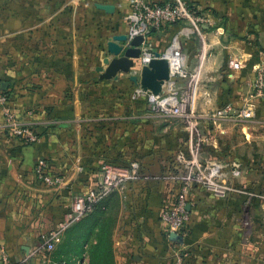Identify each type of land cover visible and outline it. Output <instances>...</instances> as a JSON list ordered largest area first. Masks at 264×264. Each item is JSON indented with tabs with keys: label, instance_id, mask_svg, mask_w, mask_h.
<instances>
[{
	"label": "crops",
	"instance_id": "1",
	"mask_svg": "<svg viewBox=\"0 0 264 264\" xmlns=\"http://www.w3.org/2000/svg\"><path fill=\"white\" fill-rule=\"evenodd\" d=\"M188 1L212 15L204 34L183 29L181 22L166 23L140 50L163 53L172 33L184 35L182 68L197 74L192 102L205 120L216 105L231 102L224 89L238 81L249 91L254 69H264V0ZM129 12V0H0V81L6 83L0 92L17 119L40 135L31 144L14 137L0 106V259L6 254L11 264H40L39 255L29 254L58 226L72 195L87 190L91 171L115 157L140 159L146 173L122 192L130 206L126 228L135 231L128 248L134 251L132 264H264V231L240 214L242 200L252 203L263 193V163H252L250 151L230 152L242 169L237 181L251 185L248 193L217 198L191 190L185 243L165 237L159 215L171 191L161 178L165 156L154 144L165 119L149 102L150 89L140 91L138 58L128 72L106 76L111 61L129 47ZM114 45L120 54L110 51ZM232 55L244 57L239 79L237 70L225 68ZM257 99L252 94L243 102ZM40 159L62 177L60 187L37 180ZM236 253L240 261L232 260Z\"/></svg>",
	"mask_w": 264,
	"mask_h": 264
},
{
	"label": "built area",
	"instance_id": "2",
	"mask_svg": "<svg viewBox=\"0 0 264 264\" xmlns=\"http://www.w3.org/2000/svg\"><path fill=\"white\" fill-rule=\"evenodd\" d=\"M129 5L127 38L129 41L134 36H143L142 47L146 45L145 43L150 37L151 31L161 28L166 23L181 22L184 25L183 29H188L201 37L204 34V27L208 25L212 16L197 5L194 7L195 5H192L187 0H166L163 3L129 0ZM177 36L178 34L173 38L172 49L168 50V52L166 51L164 56L172 52L175 59V66L171 71L172 75H178L191 83L197 74L195 72L188 73L182 68L184 55ZM176 43L177 46L175 45ZM175 47L176 50H174ZM141 53L142 63L147 65L149 60L152 59V54L146 47ZM225 68L229 71L239 70L241 68L240 60L236 56H228L225 60ZM252 92L255 96L264 95L263 68H258L255 72ZM147 97L155 111L162 117H181L186 120L196 118L192 113L186 111V98H178L173 95L160 98L153 92L148 93ZM245 104L237 108L230 102L225 103L215 109L209 117L214 121L234 118L249 119L253 117L254 111L249 107L250 105L247 106ZM0 106L3 110L5 127L14 137L20 139L24 144L34 143L39 139V132L32 124L24 123L17 119L15 113L7 104V96L3 92H0ZM228 164L230 175L226 176L221 163L206 162L203 166H200L194 153H192L190 158H187L183 151H177L171 162L169 160L166 161L161 178L166 181L171 193L167 197L168 206L160 212L159 220L162 223L163 232L167 239L172 231L181 234L183 237L188 235L189 213L187 210V197L191 190L201 188V191L204 190L205 193L217 198H226L232 194L248 193L247 190L244 191L236 183L242 174L240 163L230 161ZM34 171L37 180L45 186L60 187L63 183L62 177L53 172L52 165L45 159H40L36 163ZM83 171L84 168L80 167V172ZM145 176V169L138 158L126 163L119 161L101 162L97 169L91 171V182L87 190L72 195L69 203L65 206V210L62 212L58 226L47 232L44 236V241L37 245L28 257L39 255L41 258L40 264H51V252L55 247V241L65 228L86 217L96 205L109 198L112 194L124 192L131 181ZM0 264H11L8 255L3 254L1 256ZM76 264L81 263L77 260Z\"/></svg>",
	"mask_w": 264,
	"mask_h": 264
},
{
	"label": "rangeland",
	"instance_id": "3",
	"mask_svg": "<svg viewBox=\"0 0 264 264\" xmlns=\"http://www.w3.org/2000/svg\"><path fill=\"white\" fill-rule=\"evenodd\" d=\"M176 34H178V42L182 47L184 35L174 32L172 33L170 46L166 50L167 52L172 49V41ZM149 51L152 54V58L165 59L164 54L166 51L163 53L154 49ZM137 58V63H140L138 64L139 70L141 71V67L146 65L142 63V53ZM240 64L241 68L236 71L238 78L235 79H239L242 76L240 70L245 67L244 57H242ZM257 69L255 68L254 71L256 72ZM195 80L196 78L189 83V80L178 75L173 76L171 72L169 73V78L157 88L156 93H153L160 98L172 95L178 98H186V111L196 117L189 120L181 117H164L166 125L157 129V136L154 138L155 147H158V149L161 147L160 154L165 156L163 160L171 162L177 151H183L187 158H190L192 153H194L200 166H203L206 162H219L223 165L225 175L229 176L228 161H231L232 157H234L230 152L236 150V154L240 153L242 155V150H244L245 153L251 152L252 163L260 164L262 161V169H264V95L257 100H248L250 102L245 104L243 99L253 94L252 89L250 87L248 91L246 90L245 82L240 84L236 81L234 88H230L228 91L224 89L231 97L230 103L237 108L244 104L250 105L249 107L254 111L253 117L219 121H214L211 118L203 120L198 118L199 109L192 102ZM140 90L142 92V85ZM253 96L255 95L253 94ZM224 104H218L216 107ZM248 162L250 163L251 160L249 159ZM236 183L244 191L251 186L243 182L241 184L236 181ZM262 188V197L259 199L256 198L257 200L252 203L251 200L248 202L246 198L242 200L240 214H242L243 222L250 223L255 221V225L258 224V227L264 231V185H262ZM199 189L197 191H200ZM245 209H247L246 212L244 211ZM129 211L130 206L124 194L122 192L112 194L109 197L106 209L87 215L85 220L81 219L73 223L60 233L55 241L51 256L65 259L69 264L77 260L81 264H132L131 258L134 257V251L128 248L131 236L135 231L131 232V230L126 228L128 222H130L128 220L130 218ZM136 227L135 225L134 228ZM251 249L252 258H257L260 255L259 249L256 246L251 247ZM263 251L264 249L260 252ZM239 257L236 253L232 260L240 261ZM232 264L238 263L232 262Z\"/></svg>",
	"mask_w": 264,
	"mask_h": 264
},
{
	"label": "water",
	"instance_id": "4",
	"mask_svg": "<svg viewBox=\"0 0 264 264\" xmlns=\"http://www.w3.org/2000/svg\"><path fill=\"white\" fill-rule=\"evenodd\" d=\"M144 38L141 35L134 36L128 41L129 47H127L121 57L113 59L110 63L106 76H115L119 71L128 72L130 67L133 66L134 58L140 55V46ZM110 51L114 54H120L122 48L120 46H111ZM108 62V59H105ZM141 85L142 88H149L151 92L156 93L157 88L169 78L168 64L163 58H152L147 65L141 68ZM6 89V83L0 81V90ZM245 212L247 209L244 210ZM245 217V214H244ZM169 240L178 244L185 243L186 239L181 234L176 232L169 233Z\"/></svg>",
	"mask_w": 264,
	"mask_h": 264
},
{
	"label": "trees",
	"instance_id": "5",
	"mask_svg": "<svg viewBox=\"0 0 264 264\" xmlns=\"http://www.w3.org/2000/svg\"><path fill=\"white\" fill-rule=\"evenodd\" d=\"M190 3L192 5H195L194 7H196V4H194L193 2H190ZM176 23H179V22H176ZM152 33H153V30L151 31V34ZM105 161H119V160L115 159V157H112V158H109V159H107ZM119 162H123V161H119ZM124 163H126V162H124ZM108 200H109V198H107L104 201L100 202L98 205H96L93 208V211L91 213H89L88 215H92L93 213H96V212H99V211H102V210L106 209L107 208V204H108ZM85 219H86V217H84L82 220H85ZM51 259H52V263L51 264H62V263L69 264V262L67 260H65V259H59V258H56V257H53V256H51ZM72 264H76V261L75 262L73 261Z\"/></svg>",
	"mask_w": 264,
	"mask_h": 264
},
{
	"label": "bare ground",
	"instance_id": "6",
	"mask_svg": "<svg viewBox=\"0 0 264 264\" xmlns=\"http://www.w3.org/2000/svg\"><path fill=\"white\" fill-rule=\"evenodd\" d=\"M176 46H177V43L175 44ZM174 50H176V47H175V49ZM173 54H172V52L171 53H168V55L167 56H165V62L168 64V71H169V73H171V71H172V69L174 68V66H175V59L173 58ZM151 60V59H150ZM149 60V61H150Z\"/></svg>",
	"mask_w": 264,
	"mask_h": 264
}]
</instances>
